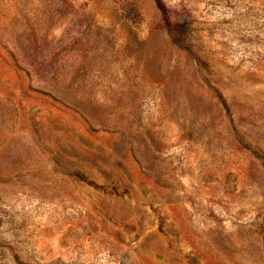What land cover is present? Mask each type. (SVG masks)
I'll use <instances>...</instances> for the list:
<instances>
[{
  "label": "rangeland",
  "instance_id": "obj_1",
  "mask_svg": "<svg viewBox=\"0 0 264 264\" xmlns=\"http://www.w3.org/2000/svg\"><path fill=\"white\" fill-rule=\"evenodd\" d=\"M0 264H264V0H0Z\"/></svg>",
  "mask_w": 264,
  "mask_h": 264
}]
</instances>
